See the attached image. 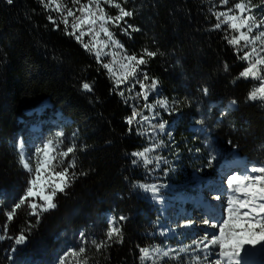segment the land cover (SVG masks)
Listing matches in <instances>:
<instances>
[{
    "label": "trees",
    "instance_id": "trees-1",
    "mask_svg": "<svg viewBox=\"0 0 264 264\" xmlns=\"http://www.w3.org/2000/svg\"><path fill=\"white\" fill-rule=\"evenodd\" d=\"M57 3L79 7L70 0H54L48 9L39 0H13L12 4L0 0V202L6 194L5 204H0V226L30 179L19 163L17 141L31 135L29 127L45 121L50 112L64 124L62 138L69 146L75 145L68 161L74 156L76 167L69 172L77 174L66 194L59 193L58 207L44 213L38 224L36 217L18 210L10 234L18 235L28 223L34 227L22 245L0 241V264H59L66 251L79 246L82 231L89 240L105 239L108 215L122 228L123 243H113L103 253H96L89 243L90 264H140V247L150 248L153 242L175 237L169 232L170 219L177 211L171 194L178 195L175 192L183 187L171 193L165 192L164 184L174 182L177 159L178 166H186L192 149L207 150L204 137L199 138L193 127L201 125L217 141L229 142L235 154L250 163L264 164V108L246 99L251 86H258L259 81L236 80L246 62L237 58L222 30H213L216 19L208 11L213 6L210 0H128L134 16L126 20L140 31L122 36L113 24L107 27L124 45L123 50L117 48L121 55L124 50L128 54H139L144 48L158 50L146 66H139L137 74L141 69L148 74L145 85L151 79L159 82L156 90H150L148 103L169 102V110L157 106L154 110L160 116L151 120L152 124L166 121L165 132L157 130L152 139V129L143 125L148 135L141 136L135 123L129 132L125 120L137 100L125 103L118 92L124 90L125 97H132L140 85L136 83L135 91L128 92L134 83L129 76L113 91L114 78L97 63L94 52L89 53L65 33ZM104 7L114 15L110 7ZM49 16L59 23L58 30ZM87 28L85 25L84 31ZM90 39L91 34L83 37L84 42ZM84 82L93 84L92 92L82 90ZM138 100L143 115L151 118V112L142 107L145 101ZM233 100L238 108L222 116L221 110ZM211 102L216 103L212 111ZM157 140L162 141L159 148L152 143ZM146 147L154 148L150 158L162 159L145 166L141 158L133 164L137 158L131 153ZM140 184L155 185L157 192H145ZM120 216L127 219L119 221Z\"/></svg>",
    "mask_w": 264,
    "mask_h": 264
},
{
    "label": "snow or ice",
    "instance_id": "snow-or-ice-1",
    "mask_svg": "<svg viewBox=\"0 0 264 264\" xmlns=\"http://www.w3.org/2000/svg\"><path fill=\"white\" fill-rule=\"evenodd\" d=\"M39 2L45 9H48L54 0H39ZM7 3L12 4L13 0H7ZM70 3L79 7L74 8L69 7L67 4H56V9L62 13L59 23L65 25V33L74 36L77 42L81 43L89 53L94 52L97 63H101V66L108 70L110 79L114 78L115 87L113 91H116L121 83L126 82L129 76L133 77L134 83L126 89L128 92L135 91L136 83L140 85V91L135 92V96L132 97H125L124 90L118 92V95L124 98L125 103L129 99L137 100L136 104L130 105L132 112L130 116L126 117L125 122L129 125V132L133 130L134 123L139 125L140 127L136 131L141 136L148 135V129L143 127L147 123L152 129L151 138L155 139L157 130L160 133L165 132L167 122L161 119L152 124L151 120L157 119L160 113L155 112L151 118L143 115L138 98L145 101L142 107L149 111L157 106L168 111L169 102L167 99H158L155 104L147 102L150 90H156L159 82L156 79H151V83L145 85L143 81L149 80L150 77L142 69L138 75L137 69L140 65L146 66L149 59L155 58L159 54L158 50L144 48L139 54H128L124 50L121 57V67L126 71L122 76L116 75L110 63L101 62L102 49L98 48V45L108 47L110 42L111 45L123 50L124 45L115 38L114 32L110 31L107 25L113 24L115 27L121 28L125 35H130L129 29L132 32H138L140 29L129 24L125 19L126 17H133L134 12L127 10L118 0H87V3H82V0H70ZM123 3H127V0H123ZM229 4L230 0H219V6L226 8V10L215 11L214 8L217 5H213L208 9L216 19L213 30H222L227 44L235 49L237 58L246 62V66L239 72L236 80L242 78L259 81L258 86H251L246 99L253 103L259 102V106L264 108V0H236L231 7H228ZM104 5L117 9L118 14H110L105 10ZM77 12L80 15H77ZM69 17L72 18L71 21H69ZM48 19L58 30L59 23L57 20H54L51 16ZM121 21H123V25L119 23ZM85 25L88 26L87 32L84 31ZM97 25L98 31L96 30ZM69 27H71V31H68ZM77 31H79V35L76 34ZM101 33L107 37L106 41L98 39ZM88 34H91V39L84 42L83 37ZM257 43L260 45L259 48H257ZM103 55H109V53H103ZM111 55L114 57L121 56V53ZM123 61L127 63H123ZM114 62L115 60H113ZM224 69L228 71L227 64L224 65ZM82 90L92 92L93 84L89 82L82 83ZM203 93L208 95V89L204 88ZM172 103L177 104L178 102L173 101ZM232 104H236V101L233 100ZM138 116L140 119H137ZM198 123H202V121H198ZM62 135L63 133H59L56 141L49 140L43 145L42 149H36V152L32 155L26 154L23 145L20 146L19 163L30 174V179L18 201L14 203L10 210L5 212L6 221L0 226V241L13 240L15 245L26 243L28 238L26 233L30 234L31 228L34 227L31 223H28L26 228L21 229L18 235L10 234V224L17 217L18 210L26 208V214L35 216L38 224L43 213L55 210L58 207V202L55 200L57 193L66 194L65 190L71 187L72 182L76 179L77 174L69 172V169L76 167L74 156L65 163L70 154L75 152V145L68 146L66 150H60V145L63 142L59 137ZM161 146L162 141L157 140L155 147L159 148ZM152 151H154L153 147H146L143 151L132 152L131 155L137 158L133 160V164H137L141 158L145 166L151 164L153 160L160 161L162 158L159 156L149 157L148 154ZM253 173L261 175H252ZM80 175H86V173H80ZM227 182L230 192L227 196L226 218L221 214L215 223H210L209 220L204 221L210 228L218 229V233H205L199 240L194 239L191 244L182 246L179 249L170 247L164 249L159 246L152 248L140 247L138 257L140 264H160L165 258L180 261L181 254H187V264H243L244 255H241V253L247 255L245 245L255 247L264 244V164L253 166L250 170H246L238 176L230 175ZM139 187L145 192H157L155 185L140 184ZM37 197L43 203H36L35 198ZM216 199L220 200V196L218 195ZM126 219L125 216L119 217V221ZM79 235V246L66 251L61 256L59 264H90L92 257L89 256L87 247L89 243L94 247L96 253H103L113 243L120 244L124 240L122 228L115 218L109 223L103 240L97 241L94 238L89 240L83 231ZM11 251L15 252L16 248L13 247Z\"/></svg>",
    "mask_w": 264,
    "mask_h": 264
},
{
    "label": "rangeland",
    "instance_id": "rangeland-1",
    "mask_svg": "<svg viewBox=\"0 0 264 264\" xmlns=\"http://www.w3.org/2000/svg\"><path fill=\"white\" fill-rule=\"evenodd\" d=\"M118 2H121L122 6L125 7L127 10L128 7L131 6L128 4V0L127 3H123V0H118ZM210 2L211 5H217L215 7L217 11L226 10L224 9V7L219 6V0H210ZM235 2L236 0H230L229 7H231ZM110 9L112 10V13L114 15L118 14L117 9L111 7ZM119 23L123 25V21ZM116 29H120L117 31L119 35L129 36L123 34L121 28L116 27ZM128 31L130 35L133 33L131 29H129ZM98 39L101 41H106L107 37H105L103 33H101ZM259 47L260 45L259 43H257V48ZM98 48L102 49L101 61L108 60L109 63L112 65L113 72L116 73V75L122 76V74L126 71V69L121 67L122 55L115 57L111 55L114 53H119L118 49L114 45H111L110 42L108 47L98 45ZM103 53H109V55H103ZM113 60H115L114 63ZM123 63L127 62L123 61ZM150 112L152 117L156 111L153 109ZM55 118L56 117H54V113L50 112L46 120L42 122V128L39 124L38 128H29L30 133L35 130L36 133H33L31 135L27 134V138L19 137L17 142L18 153L20 152L21 145H23L26 154L32 155L36 152V149H42L43 145L46 144L49 140L56 141L58 134L62 133L61 128L64 124L62 122H59V119ZM144 125L148 124L145 123ZM196 128L197 129L195 131V134L199 138H208L209 142L204 144V147H206L207 150L201 151L197 150L196 148L192 149L189 152L191 161L186 166H178L177 159L175 164H173L174 182H172V184H164L165 192L171 193H174L178 189V187H183V190L181 192H175L178 193V195L171 194V196L175 199L177 206L179 205L180 207L184 208V206L186 205L185 203H190L191 206L189 207V211L184 214H181L179 212H175L172 214V217L170 219L169 232H174L175 237L173 239L167 237L163 242H153L150 248L159 246L164 249H167L169 247L173 249H179L182 246L191 244L194 239L197 240V235L201 233V229L205 230L204 232H202L203 236L205 235V233H218V229L210 228L207 224L204 223V221L209 220L210 223H215L216 220L220 218L221 214H223L225 218L227 216V204H222V206L220 204L214 203V201L217 200L216 197L218 195L220 196V198H227L230 192L229 185L227 182L228 176L239 175V173H233L230 168L233 167L235 169V167L231 164L235 148L225 140L217 141V139L212 136L213 133L207 132L206 128H202L200 125H197ZM62 137L63 135L59 137V139L63 142L60 145V150H66V148L69 146V142L65 141ZM152 143L155 144V142L153 141ZM67 162L68 158L65 160V163ZM251 166L253 167L260 165L251 164ZM253 175L261 174L253 173ZM26 187L24 188L23 192L25 191ZM58 195L59 193H57L55 200H57ZM5 202L6 196L2 195L0 204L4 205ZM35 202L38 204L43 203L39 200L38 197L35 198ZM204 206L210 207V209H208L204 214L199 215L192 213V210L194 208ZM21 210L27 211L26 208H22L20 209V211ZM113 219L114 217L112 215H108L106 220L107 225H109V223L113 221ZM245 248L247 249V255H245L243 252L241 253V255H244L243 264H264V244L256 245L255 247L251 245H245ZM186 255L187 254H181L180 261L169 260L165 258L160 262V264H187Z\"/></svg>",
    "mask_w": 264,
    "mask_h": 264
},
{
    "label": "bare ground",
    "instance_id": "bare-ground-1",
    "mask_svg": "<svg viewBox=\"0 0 264 264\" xmlns=\"http://www.w3.org/2000/svg\"><path fill=\"white\" fill-rule=\"evenodd\" d=\"M232 171V170H231ZM231 173V172H230ZM213 193H217V192H213ZM215 203V202H214ZM217 204H220V205H226L227 204V198H220V200L217 202ZM205 230L204 229H201V233H199L197 235V240H199L203 235H202V232H204Z\"/></svg>",
    "mask_w": 264,
    "mask_h": 264
}]
</instances>
